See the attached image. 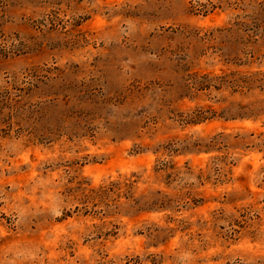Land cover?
I'll list each match as a JSON object with an SVG mask.
<instances>
[{"label":"rangeland","instance_id":"1","mask_svg":"<svg viewBox=\"0 0 264 264\" xmlns=\"http://www.w3.org/2000/svg\"><path fill=\"white\" fill-rule=\"evenodd\" d=\"M0 264H264V0H0Z\"/></svg>","mask_w":264,"mask_h":264}]
</instances>
